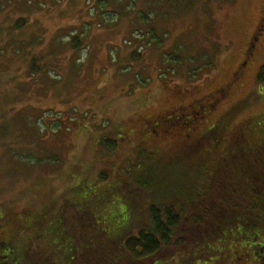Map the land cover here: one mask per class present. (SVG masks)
Listing matches in <instances>:
<instances>
[{
  "label": "rangeland",
  "instance_id": "rangeland-1",
  "mask_svg": "<svg viewBox=\"0 0 264 264\" xmlns=\"http://www.w3.org/2000/svg\"><path fill=\"white\" fill-rule=\"evenodd\" d=\"M263 7L264 0H0V215L28 259L54 258L36 232L57 219L79 237L62 250L85 252V235L91 247L105 245L116 226L110 218L136 221L151 205L186 214L198 200L226 196L236 208L260 199L264 207ZM14 37L30 53L22 57ZM31 55L40 73L25 64ZM220 89L203 121L172 124V111ZM206 129L208 139H197ZM216 186L226 191L218 195ZM38 220L28 232L25 223ZM262 223L255 233L264 242ZM227 242L215 253L186 247L179 264H229L228 245L238 241Z\"/></svg>",
  "mask_w": 264,
  "mask_h": 264
},
{
  "label": "trees",
  "instance_id": "trees-1",
  "mask_svg": "<svg viewBox=\"0 0 264 264\" xmlns=\"http://www.w3.org/2000/svg\"><path fill=\"white\" fill-rule=\"evenodd\" d=\"M261 27L262 25L260 29ZM14 28L16 30L23 29L24 23L16 22ZM15 37L14 40L12 39L14 41L12 46L18 50L22 49L20 50L22 57L25 52L30 53L29 46L31 45H25L23 40L15 39ZM78 47L79 45L74 42L73 49L76 50ZM5 48V46L1 47V51H4ZM25 64L28 69L32 70L33 74L43 70L38 65V59L33 55L25 60ZM213 65L214 62L208 61L209 71L214 67ZM259 81H262L261 76ZM215 103L216 101H212L208 104V108L213 109ZM250 121L257 122L258 120L253 118ZM213 130H215V126L211 132ZM260 145L264 146V141ZM214 190L218 195L222 193L221 190L226 191L217 186L214 187ZM204 191L203 193L208 195V189ZM250 193H254V191L249 188L247 195L250 196ZM82 199H85V195ZM213 199L209 202H204L202 199L196 201V211L186 214L183 211H176L170 204L151 205L143 216L136 221L130 222L131 219L116 221L115 218H110V221L116 225L115 229L112 230L111 240L105 245H101V241L98 246L91 247L89 244L90 236L85 235L86 245L83 249L85 252L77 251L78 249L76 250L74 246L62 250V245L72 243L74 237L79 242L74 225L70 228L63 220L57 219L53 228L51 226L49 228L47 220L45 224L48 227L43 232L42 229H38L41 225L40 220L36 223H25L28 232H35V228L39 230L36 232L37 237L47 242V246L40 249L44 253L52 251L54 258L45 260L39 256L28 259V246L20 245V241L17 240L11 261L15 264H179L180 258L188 254L187 251L185 252L186 247L191 251L202 247L209 253H215L216 251L220 252L230 239L238 242L249 241L253 244V240L258 238L255 230L263 225L262 221L264 220V207L261 199L250 204V206H244V208H236L238 203L230 200V198L226 199V196L221 198V200L223 199L222 203H218L220 201L216 198ZM208 203L211 204L208 205ZM240 203L245 204L242 201ZM242 209L243 214L237 218L238 220H235L234 214L237 211L238 213L241 212Z\"/></svg>",
  "mask_w": 264,
  "mask_h": 264
},
{
  "label": "flooded vegetation",
  "instance_id": "flooded-vegetation-1",
  "mask_svg": "<svg viewBox=\"0 0 264 264\" xmlns=\"http://www.w3.org/2000/svg\"><path fill=\"white\" fill-rule=\"evenodd\" d=\"M261 12L262 15L260 17V21H264V7ZM256 39L257 34L256 37H253V40ZM250 45L251 46L248 47L247 51L254 49L253 44ZM244 64L245 63H243V65ZM238 74L239 71H236L234 77L237 78ZM216 94H221V89L213 92L209 97L207 94L203 98L193 101L190 106L178 107L177 109L172 111V114L174 113L176 116L172 118L173 120H171V122L176 123L178 121H181L182 117L188 116L190 119L189 123H194L197 119L196 115H199L198 119H201V121H203L206 117H208V99H211L213 95ZM151 124L153 129L158 126L155 121L151 122ZM151 132L154 135L156 134L155 130H152ZM157 137L162 138L161 136ZM154 138L155 137L151 136V139L154 140ZM197 139H208V129L204 130V132L201 133ZM21 219L22 218L20 217L19 220ZM9 221V218H4L3 215H0V264H15L11 260L13 252L15 251V242L17 240L14 234H12L9 230ZM258 239L259 238L254 239L253 244H251L250 242L246 243L239 241L237 242L236 248H234L235 246H230L228 248V256L231 258L229 264H264V242L258 241Z\"/></svg>",
  "mask_w": 264,
  "mask_h": 264
}]
</instances>
